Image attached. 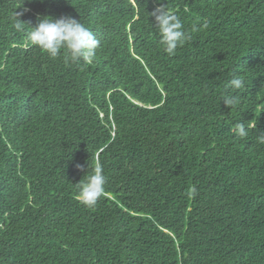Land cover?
<instances>
[{"label": "trees", "instance_id": "1", "mask_svg": "<svg viewBox=\"0 0 264 264\" xmlns=\"http://www.w3.org/2000/svg\"><path fill=\"white\" fill-rule=\"evenodd\" d=\"M160 3L190 35L171 56ZM15 11L80 20L94 61L31 46ZM258 131L264 0H0V264H264ZM96 164L105 192L86 207L75 184Z\"/></svg>", "mask_w": 264, "mask_h": 264}, {"label": "clouds", "instance_id": "2", "mask_svg": "<svg viewBox=\"0 0 264 264\" xmlns=\"http://www.w3.org/2000/svg\"><path fill=\"white\" fill-rule=\"evenodd\" d=\"M43 2V0H40ZM23 12H16L17 22L15 29L25 32L27 43L37 47L52 58H56L64 53L66 62H85L91 64L96 55V50L100 46V40L84 24L71 16H51L38 17L37 23L33 27H28L18 17ZM149 16L154 18L155 32L159 36V44L163 51L169 56L174 55L176 50L185 44L190 35L185 31L181 17L166 4L160 3ZM246 81L243 76L233 74L228 80L226 88L231 90V94L221 96L224 104L230 109L237 107L240 103L239 93L245 89ZM234 135L239 138H247L249 129L244 123L235 126ZM257 142L264 144V132L257 134ZM79 167V166H78ZM106 177L102 165L96 164L89 170L77 187L76 199L86 207H93L105 192Z\"/></svg>", "mask_w": 264, "mask_h": 264}]
</instances>
